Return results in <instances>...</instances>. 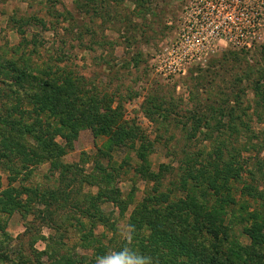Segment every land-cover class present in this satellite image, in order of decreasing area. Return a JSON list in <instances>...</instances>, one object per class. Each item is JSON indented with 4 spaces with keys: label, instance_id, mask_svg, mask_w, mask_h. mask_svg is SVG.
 Wrapping results in <instances>:
<instances>
[{
    "label": "rangeland",
    "instance_id": "rangeland-1",
    "mask_svg": "<svg viewBox=\"0 0 264 264\" xmlns=\"http://www.w3.org/2000/svg\"><path fill=\"white\" fill-rule=\"evenodd\" d=\"M227 12L232 26L206 22ZM192 34L201 55H170ZM258 80L264 0H0V264H94L125 224L155 264H193L173 236L255 264ZM50 85L75 108L67 96L40 112Z\"/></svg>",
    "mask_w": 264,
    "mask_h": 264
},
{
    "label": "trees",
    "instance_id": "trees-1",
    "mask_svg": "<svg viewBox=\"0 0 264 264\" xmlns=\"http://www.w3.org/2000/svg\"><path fill=\"white\" fill-rule=\"evenodd\" d=\"M257 89L256 91L259 93L263 92V83L258 80L257 81ZM51 85L49 87V89H46L44 93L42 94H37L41 97V99H39L40 101H42V105H40L38 108H40V112L42 111H47L48 110V105L46 101H51L52 106L55 107V105H57V103L62 102V101H67L65 97L70 96L72 97V100L68 101L66 103V106L70 105L73 108H75L76 106V102L74 103V96L72 93H69V89H68V93L59 90V88H57L56 91H54V89L51 91ZM86 106L83 107L84 110ZM51 109V108H50ZM49 109V110H50ZM53 109V108H52ZM201 180V178H200ZM205 179H202V181ZM215 183V182H214ZM256 195H264L263 192H257ZM264 197V196H263ZM185 209V207H183ZM186 210V209H185ZM196 213L199 214V212L201 213L200 207L198 206V208L194 209ZM259 217H262L261 215L257 214V217L254 215L253 219H254V225L250 226L249 228L244 229L247 234L250 236V238L253 241V245L261 246V249L264 250V246L262 245L264 243V220H260ZM264 219V216H263ZM156 220H160L161 222H158L159 225H164L167 223V219L163 218H157ZM194 228H198L199 230L203 231L205 230L206 232L210 233L212 236H214V238L217 240H219L220 238V233H218L216 228H213V225H210V223H205V220H203L202 218H195L193 216V222H192ZM165 226V225H164ZM168 226V225H166ZM186 234H189L188 231H184ZM175 244H177L179 246V254H185L189 260H191L193 262V264H237L235 261H233L232 259H230L229 257L226 258V260L222 261V259L218 256L217 252L216 253H211L209 251V249H204V246H200L198 247V244L194 243V240L190 238V240H185V239H178L177 237L175 238V236L171 237V239ZM220 245V244H218ZM219 247L217 249L218 252H222V250L219 251ZM259 250L256 251L255 248H253L252 253L250 254V258L251 260L255 263V264H264V251ZM248 253H250L249 251H247Z\"/></svg>",
    "mask_w": 264,
    "mask_h": 264
},
{
    "label": "clouds",
    "instance_id": "clouds-1",
    "mask_svg": "<svg viewBox=\"0 0 264 264\" xmlns=\"http://www.w3.org/2000/svg\"><path fill=\"white\" fill-rule=\"evenodd\" d=\"M117 235L123 242L119 250L97 256L94 264H155L152 256L140 253L134 246L135 226L125 224L117 227Z\"/></svg>",
    "mask_w": 264,
    "mask_h": 264
},
{
    "label": "built area",
    "instance_id": "built-area-1",
    "mask_svg": "<svg viewBox=\"0 0 264 264\" xmlns=\"http://www.w3.org/2000/svg\"><path fill=\"white\" fill-rule=\"evenodd\" d=\"M236 14L233 12L230 13H224L222 16H219L217 19H213V18H207V23L208 24H214L216 23V26L220 27L221 25H224L225 27L228 26H232V24H235L234 22V16ZM224 27V28H225ZM200 33L201 35L199 36V39L201 38V36L203 37V39L205 41H208V37L210 36H215L216 31L213 28L211 31H209L207 34L203 35L204 31H197L196 34ZM221 32H218V34ZM196 34H192L188 35L187 37H185V39H183L179 44L176 43V45H172L167 49L169 50L170 48L172 49V53L170 55H172L174 52L176 53V55H178V52L180 53L179 56L185 58H190V59H194L196 58V56L201 55L202 51L201 48H195V43L192 42V38L196 37ZM185 43V44H184ZM168 52V51H167ZM168 61H164L165 63H163V67L161 66V72H164V70H167L169 72L170 75L174 74V72H176V65H175V61H172L170 59H166ZM165 64V65H164ZM166 72V71H165Z\"/></svg>",
    "mask_w": 264,
    "mask_h": 264
}]
</instances>
